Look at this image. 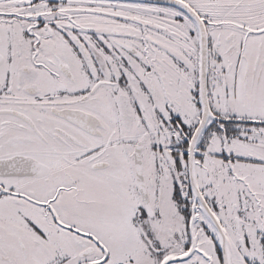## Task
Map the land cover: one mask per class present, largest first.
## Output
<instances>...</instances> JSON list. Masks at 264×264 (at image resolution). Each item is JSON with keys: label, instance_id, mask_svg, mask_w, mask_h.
Returning <instances> with one entry per match:
<instances>
[{"label": "snow or ice", "instance_id": "snow-or-ice-1", "mask_svg": "<svg viewBox=\"0 0 264 264\" xmlns=\"http://www.w3.org/2000/svg\"><path fill=\"white\" fill-rule=\"evenodd\" d=\"M0 264H264V0H0Z\"/></svg>", "mask_w": 264, "mask_h": 264}]
</instances>
